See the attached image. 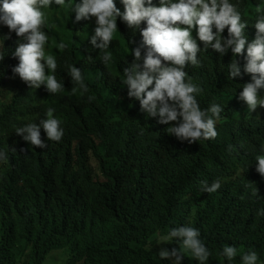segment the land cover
<instances>
[{"label":"trees","instance_id":"1","mask_svg":"<svg viewBox=\"0 0 264 264\" xmlns=\"http://www.w3.org/2000/svg\"><path fill=\"white\" fill-rule=\"evenodd\" d=\"M152 2L159 5V0ZM115 3L124 10L121 0ZM230 3L237 5L242 22L247 23L245 35L251 42L254 24L264 15L256 8L264 7V0ZM43 11L48 35L45 52L56 57L55 75L64 89L50 94L43 85L33 88L21 80L12 71L19 63L13 52L26 41L14 31L0 37L4 38L0 54L5 55L0 61V151L8 157L0 161V193L53 206L64 202V211L85 215L52 219L67 231L55 240L46 241L40 226L30 231L18 227L27 259L32 248L38 252L30 264H45L56 249L70 253L66 264H172L158 252L178 248V243L155 244L156 237L184 225L199 230L212 253L207 264H220L219 253L226 244L254 249L258 263L264 262V215L259 214L264 209V177L255 166V157L264 147V107L249 113L239 99L243 84L251 82V74L244 71L247 45L244 55L233 57L230 48L223 55L211 47L205 51L196 39L201 64H189L186 79L202 89L197 96L202 109L218 104L223 111L216 120L214 140L189 144L169 135L168 125L158 123V117L141 112L139 100L130 98L121 83L123 69L134 59L131 48L140 47L142 55L146 51L139 29L117 19L118 30L107 49L112 60L105 66L103 52L91 45L95 27L90 19L76 22L74 11L54 2ZM222 35L227 37V28ZM61 42L68 45L63 51L58 47ZM234 59L241 75L231 79L228 64ZM70 65L81 69L88 93L71 92ZM88 96L94 99L89 101ZM48 108L55 109L64 135L59 142L48 141L41 128L48 146H31L14 130L39 123ZM228 145L233 146L231 152ZM217 179L221 187L215 193H201V182L211 185ZM255 188L257 195H253ZM95 226L103 231L94 233ZM7 240L0 230V260L15 245H5ZM23 264H27L24 259ZM181 264L199 262L185 256ZM231 264H241L239 255Z\"/></svg>","mask_w":264,"mask_h":264},{"label":"clouds","instance_id":"2","mask_svg":"<svg viewBox=\"0 0 264 264\" xmlns=\"http://www.w3.org/2000/svg\"><path fill=\"white\" fill-rule=\"evenodd\" d=\"M53 2L74 11L76 22L95 18L91 45L103 52L101 61L105 66L112 60L107 49L118 30L117 19L120 18L129 28L140 30L146 51L142 55L140 47L131 48L130 54L134 59L123 69L124 79L121 83L127 87L130 98L139 100L141 112L148 117H158V123L168 125L166 132L181 142L192 144L201 140H214L218 136L216 120L223 111L218 104L202 109L197 99L202 89L191 79H186L188 73L185 69L188 65L201 64L198 59L201 47L192 36L193 29H196L205 51L211 47L223 55L230 48L233 57H236L244 55L247 45L244 71L251 74V82L243 84L239 99L247 104L249 113L258 106L264 107V96L261 95L264 89V15L255 22V38L248 42L245 35L247 23L242 22L237 5L230 3V0H159L158 6L152 0H121L123 11L117 7L115 0H80L74 4H66V0H0V23L26 41L18 43L13 52L19 63L12 71L33 88L43 85L50 94L60 93L64 89L55 75L58 68L56 57L45 52L48 35L44 31L47 18L43 9L50 8ZM256 11L264 12V7L257 6ZM142 23L146 25L143 28ZM226 28L228 35L225 38L222 34ZM0 39L3 41L4 38ZM58 47L63 51L68 45L61 42ZM4 56L0 54V61ZM67 71L73 84L71 92L76 94L79 91L81 95L88 93L81 69L70 65ZM228 75L231 79L241 75L236 59L228 64ZM87 98L89 101L94 99L93 96ZM54 112V108H48L45 119L17 127L14 131L31 146L41 149L48 146L41 138V128L48 141L59 142L64 130ZM232 149L233 146L228 145V151ZM261 153L255 157V166L256 171L264 177V147ZM7 159V154L0 151V161ZM220 187L219 179L211 185L203 181L201 193H215ZM257 194L258 189L255 188L253 195ZM63 206L64 202L53 206L46 201L31 200V197L0 193V230L2 235L8 236L5 245L15 244L9 256L2 258L0 264H23V259L30 264L37 259L38 252L33 248L27 259L16 231L18 227L30 231L40 226L46 241L51 240L50 237L54 240L65 237L66 229L55 224L52 219H79L85 213L64 211ZM259 214L264 215V209ZM98 231H103V227L95 226L93 232ZM174 240L179 247L171 250L162 248L158 252L162 260L181 264L187 256L199 264H207L212 255L200 238L199 230L194 227H173L167 234L157 235L155 244ZM57 254L66 256V264L70 256L67 249L54 250L45 264H62L63 257ZM238 255L241 264H258L260 259L254 249L244 251L226 244L219 253L222 258L220 264H225V261L231 264Z\"/></svg>","mask_w":264,"mask_h":264},{"label":"rangeland","instance_id":"3","mask_svg":"<svg viewBox=\"0 0 264 264\" xmlns=\"http://www.w3.org/2000/svg\"><path fill=\"white\" fill-rule=\"evenodd\" d=\"M70 2L72 4H74L75 2L79 3L80 0H70ZM90 23H91L92 26L96 27V23H95V18L94 17L90 19ZM9 32H11V31L8 29V27L6 25H4L3 23H1L0 24V37L4 36L6 33H9ZM192 36H193L194 39L198 38L196 29L192 30ZM57 255L63 257L62 264H64L66 256L64 254H57ZM258 264H264V262H261V263H258Z\"/></svg>","mask_w":264,"mask_h":264}]
</instances>
